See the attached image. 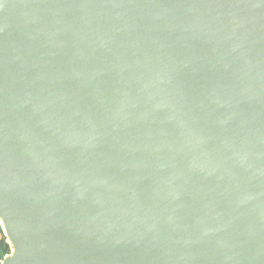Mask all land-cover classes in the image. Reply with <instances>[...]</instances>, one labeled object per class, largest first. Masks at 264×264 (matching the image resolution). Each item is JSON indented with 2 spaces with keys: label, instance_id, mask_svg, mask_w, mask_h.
<instances>
[{
  "label": "water",
  "instance_id": "1",
  "mask_svg": "<svg viewBox=\"0 0 264 264\" xmlns=\"http://www.w3.org/2000/svg\"><path fill=\"white\" fill-rule=\"evenodd\" d=\"M0 215L2 264H264V0H0Z\"/></svg>",
  "mask_w": 264,
  "mask_h": 264
},
{
  "label": "trees",
  "instance_id": "2",
  "mask_svg": "<svg viewBox=\"0 0 264 264\" xmlns=\"http://www.w3.org/2000/svg\"><path fill=\"white\" fill-rule=\"evenodd\" d=\"M13 251L12 245L9 243L7 236L4 233L3 226L0 222V264Z\"/></svg>",
  "mask_w": 264,
  "mask_h": 264
},
{
  "label": "bare ground",
  "instance_id": "3",
  "mask_svg": "<svg viewBox=\"0 0 264 264\" xmlns=\"http://www.w3.org/2000/svg\"><path fill=\"white\" fill-rule=\"evenodd\" d=\"M0 221L1 223L3 224L6 232L8 233V223H7V220L4 216L0 215Z\"/></svg>",
  "mask_w": 264,
  "mask_h": 264
}]
</instances>
